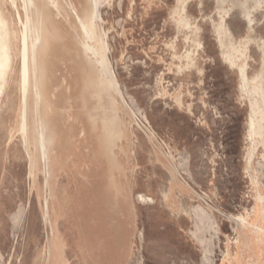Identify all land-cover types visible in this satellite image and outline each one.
I'll return each mask as SVG.
<instances>
[{"label": "rangeland", "instance_id": "rangeland-1", "mask_svg": "<svg viewBox=\"0 0 264 264\" xmlns=\"http://www.w3.org/2000/svg\"><path fill=\"white\" fill-rule=\"evenodd\" d=\"M1 1L20 28V2ZM35 1L51 31L39 50L41 114L53 152L51 196L31 100L28 138L36 180L29 175L15 50L12 80L0 79V264H51L46 197L69 243L66 264H85L84 250H76L77 215L79 224L83 216V238L93 245L86 264H264V252L251 242L255 226L264 228V138L257 139L249 164L250 103L239 70L244 65L246 78L260 76L264 87V0H188L185 9L182 0H98L100 19L95 0H59L64 18L46 0ZM72 6L119 90L86 53ZM221 17L228 39L216 30ZM235 45L245 49L243 60L228 58ZM187 54L195 66L186 67ZM123 176L136 214L130 254L122 261L126 255L102 257L94 244L107 234L100 225L115 202L113 179L125 188ZM238 216L253 225L245 235Z\"/></svg>", "mask_w": 264, "mask_h": 264}, {"label": "bare ground", "instance_id": "bare-ground-1", "mask_svg": "<svg viewBox=\"0 0 264 264\" xmlns=\"http://www.w3.org/2000/svg\"><path fill=\"white\" fill-rule=\"evenodd\" d=\"M11 1H12V4L15 7H17V2L18 1L20 2V4L22 5V10H23V13H24L23 15H24L25 19L23 20V18L21 16V12L18 10L17 11V21L20 24L19 25L20 28L15 27L13 25V23L10 22V19H9L8 15L6 14L5 10H4L2 1L0 0V79H7L8 81L12 80V77H13V75L15 73V67H14L15 66L14 63H16L15 62V55L18 52V54L20 56V67H19V79L18 80H19V87H20V90H21V107H20V112H19L20 113V121H19L20 136H21L23 145H24V147H25V149L27 151L28 156L31 159H33L34 158L33 151H32V148L29 146V138H28V134H29V132H28L29 131V109H30V100H31L32 108H33L34 122H35V133H36L35 142H36V144H37V146L39 148L40 160L43 163L41 171L44 174V185H45L46 188H48L49 196H51L50 183H49V177H50V171L49 170H50V168H49V161L48 160H49V153H50V151L52 152V149H50L49 145H51V144H49L48 139H47L46 123L43 121L42 114H41L42 113L41 112V102H42V99H43V97H42V89H41V84H42V75L41 74L44 71V66H39V50L43 47V43H44V46L47 45V35L51 32V31L49 32L50 22H49V19L47 18V16L44 14L42 8L39 10V12L37 11V6H36V1L35 0H11ZM97 1L98 0L94 1L96 8H97ZM187 1L188 0H182L183 9H185V5H186ZM243 2H245V1H243ZM45 3H46L45 4L46 6L51 5V7L53 8V10H55L57 15H61V16L64 15L62 13L63 12V9H62L63 7L60 4L59 0H46ZM72 9H73L75 17L77 18L78 22L80 23V25L82 27V30H83L82 33H84V35H85V37L87 39V44L85 46L86 53L91 57V60L95 63L96 67L99 70L107 72V75L114 82V85L117 88V90H119L120 87H119L118 82L115 81L113 74L110 71H108L107 66L105 65L103 59L101 58V56L99 54L97 46L94 44V41L92 39V34H91V31L89 30L88 25L77 14V11L75 10V8L73 6H72ZM225 11H226V9H225ZM219 13H220V11H219ZM9 14H10V12H9ZM223 14H225V13H223ZM246 14L247 15L250 14L249 9L246 11ZM96 15H97L98 19H100L101 15L99 14L98 8L96 9ZM63 18H64V16H63ZM247 18H248V16H247ZM249 20H251V19H249ZM249 20H247V21H249ZM180 21L183 22L186 27L190 26L189 22L185 18H181ZM219 21L216 22L217 23L216 24L217 33L221 37L222 36L225 37V33H226L225 31H227L226 30L227 28H225V26H224L225 24H223L222 17H221V19ZM15 24H16V22H15ZM53 32L56 33L54 31V28H53ZM226 37H227V33H226ZM227 39H228V37H227ZM229 41H228V43H229ZM18 42L20 44H19L18 47H16V44ZM222 44H223V42H222ZM244 45H245V43H244ZM105 46L108 48V45H107L106 42H105ZM232 46L229 47V52L226 53L228 58H230L232 61H236V58L238 60H243V57L245 55V49L243 47H241V46H236V45H235L236 47H232ZM225 47L227 48V46H225ZM223 49H225V48H223ZM15 50H17V52ZM224 55L225 54L223 53V56ZM106 58H107V56H106ZM185 59H186V67L189 66V65H192V64H194V66H195V62H194V60L192 59V57L189 54H187L185 56ZM239 70H240V74H241V78H242V82H243V85H242L243 87L241 86L243 88L242 91L247 93L246 95H248L249 103H250V113H249V117H248L249 134H250V137L252 138V144H251L252 146H251V148H250V150L248 152V163L250 164L252 162V159H253V156H254V150L257 147V142H258L257 139L258 138H261V139L264 138V89H263L264 87H262L260 76L254 78V79L250 78V80H248L246 78L244 65H239ZM6 88H7V86H6ZM4 90H6V89H4ZM113 90L116 93H118L119 95H121L119 91H116V89L113 88ZM4 92L5 91L1 92L0 97L2 96V94ZM31 113H32V110H31ZM67 131L69 132V130H67ZM259 141H261V140H259ZM30 144H31V142H30ZM79 145H80V143H79ZM109 151H110V149H109ZM102 163H104V162H102ZM114 173L117 174L118 172L114 171ZM113 182L115 183L114 196L116 197V196H119L121 194L125 195L124 194L126 192L125 188L120 186V185L118 186L116 184V179L115 178L113 179ZM55 184H56V182H55ZM137 196L139 198V195H137ZM140 198L142 199L144 197H140ZM148 198L149 197H147V200H148ZM149 199H151V198H149ZM259 199H260V202H263L264 197L261 194H259ZM44 200H45L44 201L45 202V206L43 208V216H44L45 221L47 223H50V218H49L50 217L49 216L50 215L49 197H46ZM145 200H146V198H145ZM148 201H150V200H148ZM65 202H67V201H65ZM125 209H127V208H125ZM129 211H130V207H129ZM88 218H89V216H88ZM236 219L239 221V223H240V225L242 227L241 229L243 230L244 235H245V233H247V230H248V228L250 226L253 227L252 224L249 225L248 221L244 217L238 216ZM109 220H111V219H109ZM117 220H118L117 221L118 223H116V228L117 229H119V228L123 229L124 228V226H123L124 221L122 219H117ZM87 221H88V219H87ZM102 221H104V220H102ZM106 223L108 224V222H106ZM263 225H264V223H263ZM89 226H90V224H89ZM109 228H110V226H109ZM255 228H256V231H254L252 233L253 235L251 237L252 246H254L256 248H259L260 251L264 252V235L261 234L264 231V228H263V226H259V225H256ZM83 229H85V228H83ZM96 230H97V228H96ZM125 231H126L125 234H127V236H128V234H129L128 228L125 229ZM88 233H90V232H88ZM98 236H100V235H98ZM107 240H108V238H107ZM93 243H94V240H93ZM82 246H83L84 252H85L84 253L85 254L84 263L86 264L88 262L87 256L89 255V253H88L89 251H87V250L92 248L93 245L91 246L90 242L86 241V239L83 238V243H82V240H80V242H79V249L82 250ZM97 249H98V246H97ZM99 249H100V247H99ZM126 253H127L126 249L121 246L118 249V252L116 253V255L115 254L114 255H115L116 258L121 259L122 257L125 256ZM50 255H52V254H50ZM104 260H106V259H104ZM54 264H55V262H54ZM98 264H100V263L98 262Z\"/></svg>", "mask_w": 264, "mask_h": 264}, {"label": "crops", "instance_id": "crops-1", "mask_svg": "<svg viewBox=\"0 0 264 264\" xmlns=\"http://www.w3.org/2000/svg\"><path fill=\"white\" fill-rule=\"evenodd\" d=\"M22 146H23V148L27 154V151H26L23 144H22ZM111 155H112L111 157L113 158V156H114L113 153ZM27 156H28V154H27ZM28 159H29V166H28L29 175L31 177H33L34 180H36V177H37V160L35 159V157L33 159H31L29 156H28ZM49 179H50V177H49ZM49 183H50V181H49ZM122 183L125 186V191H126L124 193L125 195L121 194L119 196L114 197L115 202H113L114 205L112 204L113 208L108 207L106 209L107 211H106V215H105L106 217L105 218H106V222H108V224L105 222V223H102L100 225V228L104 229V227H105V230L107 231L108 235L105 234L106 236L104 235V236H102V238L101 237L98 238L95 242L96 244H94L96 247L95 248L96 250H94V252L95 251L98 252L99 255H101V253H105L106 257H108V258L115 257L116 253L118 252V249L121 246L124 247L126 249V251H128V255L130 254V243H131L133 230H134V226H135L134 218H135L136 213H135V211L133 212V205H134V209H135V204L133 202L130 190L125 185L124 176L122 178ZM111 190H112V192H115V188H111ZM129 207H130V211H129ZM125 208H127V209H125ZM78 209L79 208L77 207V210ZM49 210H50V215H49L50 216L49 217L50 223L47 225L43 220L44 224L49 228V231H50V235L48 234V251H47L48 262L51 264H54V262H55V264H66V262H67L66 249H67L69 243L65 237V234L60 233L59 229L56 226V221L54 223V219L52 216L51 209H49ZM42 214H43V211H42ZM133 214H134V216H133ZM77 218H78V220H77V229H76V236H77L76 250H80L79 249V242H80V240H82V243H83V236L82 235H83V230H84L83 229L84 228V221H83V216H82V222H81V224H79V220H80L79 215H77ZM42 219H43V216H42ZM109 219H111V220H109ZM117 219H122L124 221V224H123L124 228L123 229L122 228H119V229L116 228V223H118ZM108 225L110 226V228ZM74 227H76V226H74ZM132 227H133V230H132ZM127 228H128V232H129L128 236H127V234H125L126 233L125 229H127ZM131 230H132V232H131ZM107 238H108V240H107ZM101 245H103L104 247L103 246L101 247ZM97 246H98V249H97ZM99 247H100V249H99ZM82 250H84L83 246H82ZM50 254H52V255H50ZM128 255H126L124 258H122V261H123V259L127 258ZM122 261H121V263H122Z\"/></svg>", "mask_w": 264, "mask_h": 264}]
</instances>
